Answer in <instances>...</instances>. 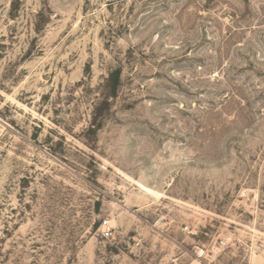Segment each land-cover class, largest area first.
<instances>
[{
  "label": "rangeland",
  "instance_id": "rangeland-1",
  "mask_svg": "<svg viewBox=\"0 0 264 264\" xmlns=\"http://www.w3.org/2000/svg\"><path fill=\"white\" fill-rule=\"evenodd\" d=\"M0 264H264V0H0Z\"/></svg>",
  "mask_w": 264,
  "mask_h": 264
},
{
  "label": "built area",
  "instance_id": "built-area-1",
  "mask_svg": "<svg viewBox=\"0 0 264 264\" xmlns=\"http://www.w3.org/2000/svg\"><path fill=\"white\" fill-rule=\"evenodd\" d=\"M103 235L105 237H109L111 235V227L108 225V222H104V231H103Z\"/></svg>",
  "mask_w": 264,
  "mask_h": 264
},
{
  "label": "trees",
  "instance_id": "trees-1",
  "mask_svg": "<svg viewBox=\"0 0 264 264\" xmlns=\"http://www.w3.org/2000/svg\"><path fill=\"white\" fill-rule=\"evenodd\" d=\"M112 76H113V80L115 81V84H116V82L119 81L120 71L119 70L115 71Z\"/></svg>",
  "mask_w": 264,
  "mask_h": 264
}]
</instances>
